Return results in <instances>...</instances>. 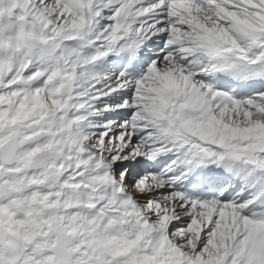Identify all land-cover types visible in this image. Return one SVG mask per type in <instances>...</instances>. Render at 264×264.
<instances>
[{"label": "bare ground", "instance_id": "bare-ground-1", "mask_svg": "<svg viewBox=\"0 0 264 264\" xmlns=\"http://www.w3.org/2000/svg\"><path fill=\"white\" fill-rule=\"evenodd\" d=\"M70 1L73 0H69V3L75 8L69 9L62 3L56 2L55 7L47 11L46 15L45 8L38 6L35 0H0V7L6 10L11 24L17 27L15 41L0 39V65H3V67L0 66V88L8 89L10 93V88L17 87L26 75L30 77V82L26 83V91L33 95L25 94L22 98V107L19 105L22 110L19 111L20 109L16 108L12 110L14 114H24L22 111L25 110L28 114L35 113L37 105L53 115H58L62 110V105L57 104L60 102L56 100L58 96L55 97L59 89L56 85H52L59 75L56 72L50 73L44 67L45 75L42 78L44 80L35 82L36 78H39L41 67L35 68L34 55L26 51V44L32 40L35 30V21H32L34 18H38L41 22L44 21L48 30L53 33L56 44L54 50L58 45L66 48L67 56L74 64L71 68L75 75L80 67L83 68L82 70L86 69L85 64L83 65L84 50H88L89 55L92 54L95 57L93 72L84 73L83 77L86 76L85 78L91 82L95 77L93 89L96 88V81H99L100 87L104 86L109 91L100 92L93 102H86L88 96L84 94L87 90H80L84 87L73 90L75 92L70 96L71 101L69 102L71 113L62 118L61 136L64 138L59 142V144L68 146L70 138L71 142L77 143L80 154L78 158L81 163L91 166V179L94 182L102 181L100 186L95 184L85 186L80 191L85 204H75L72 215L66 217V222H73L81 216L85 224H89L95 232L90 238L93 246L90 251L84 249L88 243L77 239L76 232H72V237L76 239L72 247L79 252L83 262L89 264L88 254L93 253L97 254L95 258L97 262L93 264H101L99 260L104 252V263L106 264H117L126 256L124 246L116 237L117 230L114 224L118 225L119 221L113 220V217L118 215H112V209H105L97 203V200H101L100 187L106 191L108 197L113 196V201L119 209V220L128 219L132 225L140 228L145 240L156 247L157 256L160 255L159 257L163 260L167 258L166 255L174 253L173 248L178 245L177 243L180 245L182 242L181 245L186 246L185 241L190 240V231L188 232L187 227L177 230L173 224L175 219L189 221L188 217L184 218L188 214L197 222L196 234L200 239L193 243V248L196 249L205 242L203 239L208 235L207 231L213 216H218L231 229H235L233 232L236 234L256 236L258 231L256 226H263L264 221L253 220L247 209L249 206L247 199L251 194H257L256 178L264 175V93L251 96L246 100H237L232 98L228 90L212 89L206 86L202 82L200 73L202 64L208 61L206 48L210 43L218 46L229 44L228 50L235 51L249 60L264 59V49L255 47L256 39L264 30V0H213L205 7L190 2L169 0H94L92 12L99 15L97 23L79 11L77 2ZM76 1L81 4L85 3L84 0ZM92 1L89 0L88 4L92 5ZM140 3H149L150 6L144 10L145 8L139 6ZM118 6L121 10L114 14ZM50 13H55L56 16ZM121 13L128 14V20L124 23L117 21ZM125 29L131 31L132 35H136L142 43V52L148 64L143 76L132 82L121 81L115 76L111 66L101 67L96 63L98 54L103 53V48L117 43L124 37L122 31ZM36 35L38 38L41 37L39 31ZM88 35H90L89 39ZM6 47H10L15 53L14 60H10L3 52ZM168 49L172 50L167 52ZM92 55L90 56L93 57ZM192 63L194 64L191 65ZM76 65L77 68H75ZM82 74L76 76V79L84 81ZM68 83L71 82L68 81ZM63 90L66 93L71 91V89ZM17 91L12 92L13 95L9 96V101L15 98ZM167 94L169 96H166ZM80 95L82 98L78 100ZM122 97L127 98L128 101L131 99L133 102L123 103L121 106L115 105ZM4 99L8 100V97ZM152 100H157L160 104L154 115H150L148 111V108L152 107L148 102ZM28 105L30 107L27 109ZM163 106L169 108L166 113L168 122L165 124L160 123ZM131 107L135 108V118L129 121L130 132L127 137L133 142L137 135L141 136L137 140L141 148L146 144V147L154 146L151 153L140 157L150 159L160 154L170 155L167 166L160 173L148 172L147 164L141 159V163L136 161L133 165L132 175L127 172L128 168H125L117 177L109 164L111 160L115 161L116 156L110 160H102L96 155L97 148L101 146L103 139L109 133H111L109 135L111 140L115 138L114 129L119 125L116 117ZM103 113L109 116L108 122ZM1 115L2 111H0V117ZM79 119L83 120L82 127L78 126L79 123L77 124ZM92 119L94 123L97 122L95 126L101 124L100 126L104 127L101 138L97 139L98 144H95L94 139H90L89 143L83 142L86 133L91 135L96 131L92 128L93 122L90 124ZM133 132L139 134L134 137ZM185 133L190 134L192 143L184 148L178 135ZM123 134L124 132L119 133L118 140L125 145L122 140ZM211 141H215L216 163L223 169L225 175H228L229 180L225 181L226 176L220 177L222 196L218 199L205 202L192 201L186 198L180 190H176L175 186L187 183L186 170L202 160L203 148ZM175 156L177 158L172 160ZM134 174H141L138 180L134 178ZM240 174L248 175L240 178L242 185L238 187V181H233V176L238 177ZM12 178L17 180L15 176ZM135 181V187H133ZM250 182H254L255 185L247 189L246 186ZM108 189L111 195L107 193ZM146 190H153L152 196L157 199L151 198L153 200H149L146 204L137 203L135 196L143 194L141 193L143 191L145 193ZM92 192L97 193L95 197L99 199L94 196L90 198ZM34 203L35 194L31 196L29 209L31 212ZM235 203L238 204L235 205ZM198 206L204 207L200 209ZM4 209L9 210L10 207L6 205ZM161 210L166 212L165 216L161 217L168 219V222L161 219L156 223L149 222L150 218L159 215ZM5 219L0 209V225ZM30 223L32 220L30 222L27 219L26 228L28 227L29 231L34 227ZM171 231H174L172 235H170ZM64 243L63 241V245ZM181 245L180 250H184L185 248L181 249ZM190 254L183 255L186 258V264H194ZM196 260L198 264L204 262L203 256L197 257ZM0 264H3L1 249Z\"/></svg>", "mask_w": 264, "mask_h": 264}, {"label": "rangeland", "instance_id": "rangeland-1", "mask_svg": "<svg viewBox=\"0 0 264 264\" xmlns=\"http://www.w3.org/2000/svg\"><path fill=\"white\" fill-rule=\"evenodd\" d=\"M35 2L38 6L41 5L42 8H45L44 13L46 15L48 13L47 11L52 9L53 6L55 7L56 2L59 4L62 3L64 7L69 9L75 8L71 6L69 0H35ZM70 2H77L76 4L79 8V11L83 12L87 18L91 17L93 22L97 23V20H99V15L92 13L93 9L87 1L84 4H81L76 0ZM139 6L145 8L144 10H146L150 4L140 3ZM120 10V6L116 7L114 14ZM80 12L78 14H80ZM54 14L55 13H50V15L56 16ZM32 21H35V30L32 35V40L30 41L33 42L35 48V51L32 55L35 57V65H38L35 66V68L38 69L41 67L39 70V78H36L35 82H42L44 80L42 79L45 75L44 67H46L50 73L56 72L57 75H59V78H57L52 85H56V87L59 89V93H56L55 97L58 96V99L56 100L60 102H57V104L62 105V110L58 115H53L49 112H45L40 105H37L34 110L35 113L31 112L28 114V111L25 110L24 112L22 111L24 114H14L12 110L17 108L18 110L20 109L19 111H21L23 102L22 98L25 96V94L30 93L29 91H26V83L30 82V77L26 75H24L23 79L20 80V84L17 85V87L10 88V93L8 92V89L5 90L0 88V111H2V115L0 117V209L6 218V221L4 220L5 223L3 222L1 225L13 233L21 244V252L18 264L21 262V264H27L28 261V264H54L56 258L55 248L59 247L63 241L65 242L64 244L67 250L71 252L72 264H85L82 258L79 256V252L72 247L76 240L74 237H72V232H76L77 239L82 240L86 244L88 243L87 245L89 246L86 245L84 248L87 251H90V249L93 247L90 242V238L95 232L89 224H85V221L81 216L77 217L73 222H66V217L72 215L71 212L73 211L72 209L75 204H85L80 191L85 188V186L92 184L100 186L102 181L94 182V180L91 179V166L81 163L80 159L78 158L80 154L79 150L77 149V143L71 142V139L69 138L68 140L70 143L68 146L59 144V142L64 138L61 136L63 129L62 118L64 115L66 116L67 114L71 113L69 102L71 101L70 96L75 92L73 90L84 87L80 88V90H87V93L84 95H87L88 97H86L89 100L86 99V102H93L100 92L107 93L109 89H106L104 86L101 88L99 81H96V88L93 89L95 77H93L92 82L88 80V78L86 79V76L83 77L86 73L90 74V72H93L92 70L94 68V63L92 58L94 55L90 54L93 56L90 58L91 56H86V50L83 51V55L85 54L83 65L85 64L86 69L82 70L83 68L80 67L77 69L79 72L76 73L77 75H75V73L72 72L73 68H71V66L73 67L74 64L69 60L66 48L58 45L56 46V50H54L56 45L54 42V36L53 33L48 30L46 23L44 21L41 22L38 18H34ZM37 31L41 33V37H39L41 40L36 35ZM87 37L89 39L90 35ZM62 40L65 41L66 39ZM51 66H54V70H51ZM75 68H77V65ZM81 73H83L82 77L83 79H86H84L86 82H84L82 79L81 81L76 79V76H79ZM68 81L71 82L70 88L72 89L69 93H66L64 92L63 88L64 85L68 83ZM16 90L18 91L15 98L12 101H9V96L13 95L12 92H16ZM32 95L33 93L29 94V96ZM7 97L8 100H5L4 98ZM73 97H75V95H73ZM79 98L81 99V95L78 97V100H80ZM24 100L27 101V99ZM127 101V98L122 97L121 99L117 100L115 105L121 106L123 103L130 104L133 102L131 99L128 102ZM19 105H21V107H19ZM29 107L30 105L27 106V109ZM126 110L127 111H124L125 113L122 111L119 117H116L119 125L114 129L115 138L111 140L109 136L111 133H109V135L103 139V143L97 148L96 151L97 157L102 160H110L116 156L115 161L111 160L109 164L112 172L117 177L120 171L124 170L125 168H128L127 172H130L132 175L133 165L136 163V161L141 163L142 158L140 156L151 153L150 151L154 148L153 145L146 147L147 144L141 148V145L139 146L137 141L139 138H141V136L139 137L137 135L139 133L136 132H133L134 137L136 135L138 137L136 136L133 142L129 140V137L127 136L130 132V126L128 124L129 121H132L131 119L135 118V108L131 107ZM103 114L105 115L106 113ZM105 116L108 122L110 118H108V115ZM74 118H76V116H74ZM82 121L83 120L81 119L77 121V124L79 123V127H82ZM92 122V128H95L96 131L91 135L86 133L87 136H85L87 138L84 136L83 142L89 143L90 139H94L95 144H98L97 139L101 138V132L104 130V127H101V124L95 126L97 122L94 123V119L90 120V124ZM124 126L126 127L124 128ZM123 132L124 134L122 136V140L125 142V145L122 142L120 143L118 140L119 133ZM8 142L13 143L16 146L18 155L15 161H10L4 153V145ZM90 144H92V142ZM39 153H45L49 157L47 164L41 168L35 167L33 165V159ZM81 157L84 156L81 155ZM146 158L142 159V161L147 164V160L149 158ZM175 158L177 157L175 156L172 160H175ZM77 167L79 168L77 169ZM50 171H59L63 173L64 177L60 186L55 188L43 186L42 182L45 179L46 174ZM14 176L17 178L16 181L14 178H12ZM134 178L138 180L139 177L134 175ZM135 183L136 181L133 182V187H135ZM99 189L101 191V195L99 194L101 200H97V203L102 207L104 206L105 209H112V215L119 216V209L117 208L116 203L113 201V196L108 197L106 191L103 188L100 187ZM152 191L146 190L145 193L143 191L141 192L143 194L135 196L137 203L146 204L149 202V200L157 199L152 196ZM110 192L111 191L108 189L107 193L109 195H111ZM133 193H135V191ZM33 194H35V203L31 207V212L29 209L31 205V196ZM69 194L72 195L69 196ZM95 195L97 196V193L92 192L90 198L93 196L95 197ZM68 196L69 198L67 199ZM95 198L99 199L98 197ZM4 200H6V202H4ZM69 202L70 205H68ZM113 202L115 203L114 205ZM88 204L90 205V203ZM6 205L10 207L9 210L4 209ZM198 207L203 209L204 206ZM165 213L166 212L161 210L159 215H155L156 217L154 216L153 218H150L149 222L153 223L154 221L156 223L160 219L168 222V219L163 218ZM118 216L113 217V220L119 221V226L114 222L115 229L117 230L116 237L122 246H124L126 256L123 257V259L117 264H152L154 262L155 264H186V258L183 255L190 254L187 252H192L194 250L195 253L192 252L190 254V256L193 258L194 264H198L196 258L199 256H203L204 259V262L199 264H264V225L256 226L258 227V235L256 234V236L248 237L249 235H245L243 233L236 234L233 232L235 229H231V227L226 225L224 221H221L218 216H213L210 220V228L207 231L208 235L203 239V242H205L200 248L196 249L193 248V243L195 240L200 239L196 234L197 222L196 220H193L190 214L187 216L185 215L184 218L188 217L187 219H189V221L185 222L186 220L182 221L175 219L176 221L173 220V224L174 228L177 230L187 227L188 232L190 231V240L188 239L186 240L187 242L185 241L184 244H186V246H182V242L180 243L181 249L185 248L184 250H180V245L177 243L178 245L173 248L174 253H170L173 256L170 254L166 255L167 258L170 257L172 259L170 260L169 258L167 260V258H164L165 260H163V258L159 257L160 255L157 256L158 251H155L156 247L145 240L140 228L138 229L137 226L132 225L128 219H124L123 221L122 216L120 221ZM158 216L163 217L159 218ZM27 219H29L30 222L32 220V223L30 224H32L34 227L29 225V227L34 228H32L33 230L30 228L32 233H30L31 231H29L28 227L26 228ZM122 222L124 223L122 224ZM173 233L174 231H171L170 235ZM96 256V253L90 255L88 254L87 259L89 264H93V262L96 261ZM104 256L105 252L101 255L99 260L101 264H106L104 263ZM217 256L219 257V260L216 258Z\"/></svg>", "mask_w": 264, "mask_h": 264}, {"label": "water", "instance_id": "water-1", "mask_svg": "<svg viewBox=\"0 0 264 264\" xmlns=\"http://www.w3.org/2000/svg\"><path fill=\"white\" fill-rule=\"evenodd\" d=\"M28 52H32V45L27 46ZM7 54H9L11 59H14V53L10 48L6 49ZM5 152L10 155L11 159L15 158V150L11 143L5 145ZM48 156L45 153L37 155L34 159V165L40 167L45 164ZM62 178V173L57 171H51L43 185L47 186L51 184V187H56L60 185ZM0 246L4 254L5 264H15L17 260V254L20 249V244L17 238L10 232H8L3 226H0ZM57 259L54 264H71L70 252L64 247H59L56 249Z\"/></svg>", "mask_w": 264, "mask_h": 264}]
</instances>
